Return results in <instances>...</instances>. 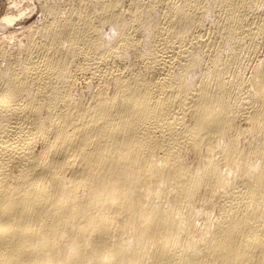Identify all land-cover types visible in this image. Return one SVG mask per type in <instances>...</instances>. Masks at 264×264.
<instances>
[{
	"label": "bare ground",
	"instance_id": "1",
	"mask_svg": "<svg viewBox=\"0 0 264 264\" xmlns=\"http://www.w3.org/2000/svg\"><path fill=\"white\" fill-rule=\"evenodd\" d=\"M0 264H264V0H0Z\"/></svg>",
	"mask_w": 264,
	"mask_h": 264
},
{
	"label": "rangeland",
	"instance_id": "2",
	"mask_svg": "<svg viewBox=\"0 0 264 264\" xmlns=\"http://www.w3.org/2000/svg\"><path fill=\"white\" fill-rule=\"evenodd\" d=\"M1 1H2V0H1ZM35 20H36V16H35V17H31L30 20H28L27 23H28V24H31V23L34 22ZM209 24H210V25H209ZM17 26H18V25H17ZM17 26H16V28H17ZM206 26H208V27L211 26L212 28H216V27H215V26H216V25H215V22H214V25L211 24V22H210V23L207 22V23H206ZM208 27H206V28H208ZM106 32H108V30H107ZM216 34H217V33H214L213 35L216 36ZM112 41H113V38L110 39V42H112ZM132 58H133V60H134V57H132ZM129 73H130V72H129ZM82 79H83L84 81L87 82V80H86L84 77L81 78V79H80L81 81L79 80V81H80V82H79V86H81V88H82V87H86V85H87L86 82H84ZM81 82H82V83H81ZM80 83H81V84H80ZM84 84H85V85H84ZM83 85H84V86H83Z\"/></svg>",
	"mask_w": 264,
	"mask_h": 264
}]
</instances>
